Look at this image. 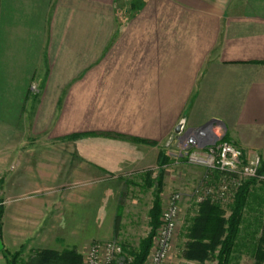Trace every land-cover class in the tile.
I'll return each mask as SVG.
<instances>
[{
	"label": "crops",
	"instance_id": "obj_1",
	"mask_svg": "<svg viewBox=\"0 0 264 264\" xmlns=\"http://www.w3.org/2000/svg\"><path fill=\"white\" fill-rule=\"evenodd\" d=\"M137 38L155 40V48L146 51L152 57L133 58L144 51L132 46ZM121 39L122 50L116 51ZM164 39L174 41L168 60L158 59ZM112 53L123 61L115 69L133 85L196 87L187 125L220 119L228 140L263 158L264 0H0V168H7L0 245L7 249L26 255L76 248L85 255L94 241L114 237L122 182L115 179L118 173L106 180L99 174L115 162L100 157L97 144L88 153L90 146L78 138L71 163L36 171V161L39 167V157L46 156L36 151L62 144L24 141L45 134L54 116L68 118L64 105L51 111L52 87L65 93L75 85L77 92L84 71L100 70ZM78 101L72 118L82 120ZM63 124L48 131L65 135ZM164 129L160 121L147 135L162 138ZM142 158L133 160L139 171L146 170ZM68 183L73 186L62 185ZM53 184L60 189L51 190ZM0 264H7L1 252Z\"/></svg>",
	"mask_w": 264,
	"mask_h": 264
},
{
	"label": "rangeland",
	"instance_id": "obj_2",
	"mask_svg": "<svg viewBox=\"0 0 264 264\" xmlns=\"http://www.w3.org/2000/svg\"><path fill=\"white\" fill-rule=\"evenodd\" d=\"M117 11L118 14H124L123 7L119 8L117 6ZM130 13L137 14L138 10H133ZM173 42L171 39H164L162 43L159 41L157 49L162 51L163 54H160L158 59L168 60L171 58V54H168V52L171 51ZM132 46H142L144 48L142 55L137 53L133 55V58L139 60L140 58L152 57L147 55L146 51L149 46L155 48V40L142 39L140 42L139 38H137L136 41H132ZM116 47H120L116 51L122 50V39ZM138 51L139 48L136 49V52ZM88 57L92 58L91 54ZM119 57L120 55L116 53L109 54L101 63L100 70L97 68L85 70L83 87H77V92L75 85L65 88V93H60L59 88L52 87V90H50L51 96H53L51 111L54 112L55 109L57 111L59 107L64 105L66 106L68 118L58 119L54 116L50 120V126L48 125L49 120H46L45 126L50 128L47 127L45 134L24 137L25 142L62 144L61 147L54 146L45 151H36L37 154H46L45 157H39V167H37L36 161V171L40 168L43 169V167L50 171L59 165L71 163L70 160L75 158L74 144L78 138L83 139V141L78 139L80 142H84L88 147L90 146L88 153L93 152L91 144H97L100 157L109 158L110 161L112 160L116 164L105 169L101 168L100 179L106 180V178L113 177L118 173L115 179L120 180V183L122 182L121 195H118L117 201L116 216L118 214L121 216L118 234H115L111 239L102 240H114L123 247L124 255L119 257L114 264H125L126 258H131L132 261L133 254L139 251L142 242L152 236V245L144 264L147 263L156 243L162 212L175 192H182L183 197L167 264H218L217 252L209 259L202 261L188 259L184 256L188 241V229L201 210V203L197 202L193 192L194 187L204 174V168L184 161L179 160L177 162L173 160L169 156V151L166 147L176 133L174 128L176 129L183 120L187 123L188 106L194 99L197 88L133 85L135 81L124 79V71L115 69L116 63L122 61L118 59ZM76 98L78 107L80 106L79 99L83 105L82 120L80 118H72V116L75 117L76 113ZM65 99H67L66 103L62 104V100L64 101ZM160 121L163 122L164 128H168L167 133L164 129V137L159 139L149 137L147 131L155 130ZM59 122L64 123L63 126L67 123L66 129L69 130L67 134L57 135L48 131L57 126ZM63 144L68 145L65 147ZM247 151L249 153L260 152L252 148ZM262 153L264 158V152ZM140 158L144 159V168L146 170L139 171L140 165L133 161ZM131 164L134 165L131 166ZM161 164H163V173L160 178L158 177L160 169L156 176L153 177V171ZM4 170H7V168H0V201L4 200L6 202L7 199L5 200L3 195H6L7 184L3 181L7 172H3ZM9 170L11 171L12 169L10 168ZM140 179L143 180V185H141L142 181ZM250 180L252 179L246 180L244 184ZM260 184L261 182L256 187H259ZM62 185L73 186L71 183ZM58 189H60V186L57 187L55 184L51 187V190ZM240 189L231 192L229 198L223 202L209 203L219 205L222 209V215L228 218L231 215L232 205ZM259 192L264 197V191L260 189ZM155 195L160 198V216L159 224L154 229L150 212L155 204ZM1 206L2 202H0ZM251 208L253 210L245 211L244 222L241 224V231L237 240L238 246L231 256L230 264H253L264 261H260L255 257V246L261 235L258 218L261 213L264 214V201L257 200L252 204ZM137 211L139 215L137 218L138 225H134L135 219L133 216ZM261 250L264 251V244L261 246ZM23 256L26 258L29 254H23ZM82 264H84V255H82Z\"/></svg>",
	"mask_w": 264,
	"mask_h": 264
},
{
	"label": "built area",
	"instance_id": "obj_3",
	"mask_svg": "<svg viewBox=\"0 0 264 264\" xmlns=\"http://www.w3.org/2000/svg\"><path fill=\"white\" fill-rule=\"evenodd\" d=\"M179 125L180 132L175 133L166 147L173 160L204 168L203 176L194 187L197 202H223L246 180L264 179L259 175L261 155L247 153L228 140L222 120L213 119L199 127H189L183 120ZM182 197V192L173 193L163 210L156 243L146 264L168 263ZM123 255V247L116 241H95L84 255V264H114ZM130 262L131 258H126L125 264ZM253 264H264V261Z\"/></svg>",
	"mask_w": 264,
	"mask_h": 264
},
{
	"label": "trees",
	"instance_id": "obj_4",
	"mask_svg": "<svg viewBox=\"0 0 264 264\" xmlns=\"http://www.w3.org/2000/svg\"><path fill=\"white\" fill-rule=\"evenodd\" d=\"M162 173L163 169L160 167L159 178ZM259 175L264 176V158H262ZM259 182L261 184L256 187ZM260 189L264 191V179H252L245 183L236 196L231 208V215L228 218L222 215L219 205L209 202L201 203L200 213L193 219L192 225L188 229V241L184 256L188 259L202 261L209 259L217 252L218 264H230L231 256L238 246L237 240L241 224L244 222L245 211L253 210L251 206L257 200L264 201V197L259 192ZM159 212L160 198L155 195V204L150 212L154 229L159 224ZM1 217L2 206L0 207V240L2 239ZM120 217L119 214L116 216L115 234H118L120 228ZM258 222L261 235L255 246V257L262 261L264 260V251L261 250V246L264 244L263 213L260 214ZM151 237L142 242L139 251L133 254L134 257L130 264H144L152 245ZM0 252L7 264H82V254L76 248H66L62 251L32 250L29 256L24 258L22 250L11 251L1 244Z\"/></svg>",
	"mask_w": 264,
	"mask_h": 264
},
{
	"label": "water",
	"instance_id": "obj_5",
	"mask_svg": "<svg viewBox=\"0 0 264 264\" xmlns=\"http://www.w3.org/2000/svg\"><path fill=\"white\" fill-rule=\"evenodd\" d=\"M213 120V119H212ZM212 120H210L209 122H207L204 126L208 125ZM181 130V126L179 125L177 128H176V133H179Z\"/></svg>",
	"mask_w": 264,
	"mask_h": 264
}]
</instances>
